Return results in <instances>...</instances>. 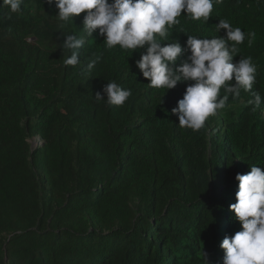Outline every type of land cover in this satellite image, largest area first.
Here are the masks:
<instances>
[{
    "label": "trees",
    "instance_id": "16d2710c",
    "mask_svg": "<svg viewBox=\"0 0 264 264\" xmlns=\"http://www.w3.org/2000/svg\"><path fill=\"white\" fill-rule=\"evenodd\" d=\"M57 13L45 0L0 8V264H205L202 253L222 264L220 244L241 230L229 210L235 176L264 170V0L214 3L207 23L182 13L164 41L223 36L219 19L256 33L233 60L253 58L252 90L199 131L172 115L186 83L150 88L139 53L88 37L84 13L74 24ZM72 34L85 45L81 63L65 66ZM113 81L132 91L123 106L95 99Z\"/></svg>",
    "mask_w": 264,
    "mask_h": 264
},
{
    "label": "clouds",
    "instance_id": "9594fccd",
    "mask_svg": "<svg viewBox=\"0 0 264 264\" xmlns=\"http://www.w3.org/2000/svg\"><path fill=\"white\" fill-rule=\"evenodd\" d=\"M55 5L57 19L74 24V18L83 16V30L88 37H103L107 49L117 46L127 51L129 57L139 53L135 67L148 86L154 89H175L186 83L183 99L172 115L178 116L181 128L199 131L209 117L223 110L231 97L237 99L241 90L249 92L256 83L257 67L253 58L242 57L233 62L239 52L238 45L247 39L251 46L256 33L244 32L233 27L227 19H219L215 26L223 36L211 39L187 35L184 45L178 40L171 43L169 33L180 25L182 13L187 19L203 20L212 17L213 5L223 0H45ZM23 0H0V8L7 7L11 13L21 12ZM183 31V29H178ZM62 52L69 55L65 66H77L84 48L85 38L76 34L63 36ZM187 58L181 61V57ZM102 60L95 55L87 62L85 72L91 73ZM178 61H180L178 63ZM223 90V94L222 93ZM103 93V94H102ZM95 95L96 101L109 106H123L132 96L131 89H124L115 81L109 82ZM107 97L105 100L104 97ZM259 107L261 97L255 96ZM236 203L229 206L241 225V230L225 237L220 244L224 251L222 264H264V170L251 166L248 174H237ZM205 264L207 254L202 253Z\"/></svg>",
    "mask_w": 264,
    "mask_h": 264
},
{
    "label": "rangeland",
    "instance_id": "374dc122",
    "mask_svg": "<svg viewBox=\"0 0 264 264\" xmlns=\"http://www.w3.org/2000/svg\"><path fill=\"white\" fill-rule=\"evenodd\" d=\"M31 144L33 148L37 147L39 145V138L37 136L33 137Z\"/></svg>",
    "mask_w": 264,
    "mask_h": 264
}]
</instances>
